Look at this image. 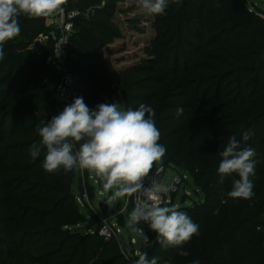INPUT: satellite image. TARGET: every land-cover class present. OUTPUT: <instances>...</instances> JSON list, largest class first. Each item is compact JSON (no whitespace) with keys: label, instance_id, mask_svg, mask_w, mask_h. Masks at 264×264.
<instances>
[{"label":"trees","instance_id":"1","mask_svg":"<svg viewBox=\"0 0 264 264\" xmlns=\"http://www.w3.org/2000/svg\"><path fill=\"white\" fill-rule=\"evenodd\" d=\"M66 1L68 8L89 11L74 22V57L68 61L80 75L84 102L95 109L101 101L122 98L126 110L152 107L159 143L166 148L161 163L187 172L203 194L194 202L183 196L178 206L199 225L198 234L182 245L189 255L162 247L145 226L148 258L158 257L157 264H264V20L249 12L253 2L169 0L164 15L148 16L155 33L144 56L111 68L106 55L124 51L116 43L126 36L124 23L144 31L139 15L128 17L142 8L126 0ZM46 18L21 15V32L4 44L0 60V107H21L0 118V264H13L10 257L24 254L30 264H133L134 248L130 253L118 240L105 241L98 226L91 229L99 217L93 209L91 216L81 211L72 190L76 170L45 171L43 147L35 160L30 155L42 140L38 129L59 115L53 44L39 48L34 42L49 31ZM23 119L25 124L16 123ZM231 137L257 154L250 199L227 196L238 174L219 182V152Z\"/></svg>","mask_w":264,"mask_h":264},{"label":"clouds","instance_id":"2","mask_svg":"<svg viewBox=\"0 0 264 264\" xmlns=\"http://www.w3.org/2000/svg\"><path fill=\"white\" fill-rule=\"evenodd\" d=\"M178 3L179 0H172ZM66 0H0V60L4 58V44L21 32L19 17L41 18L58 15L64 11ZM147 15H164L169 0H138ZM177 115L183 113L178 108ZM152 107L140 104L138 109L123 110L120 104L102 103L90 109L82 97L76 98L57 116L38 129L42 138L40 145L33 144L30 155L33 160L46 149L43 168L49 173L73 169L94 173L107 191L111 200L135 195L134 207L127 218V227L138 234L144 245L149 244L143 228L146 222L157 234L156 242L162 247L180 248L179 255L188 256L182 245L199 232V225L176 206L166 204L164 197L172 185L163 180H153L147 188L143 180L154 165L162 161L166 148L159 143L160 132L155 125ZM250 134L245 132L243 140ZM79 144V148L76 145ZM75 149V150H74ZM218 174L220 183L227 176L238 174L227 196L232 199H250L254 195L250 176L255 174L257 155L250 147H241L231 137L223 151ZM159 168H156L159 176ZM134 264H157L158 257L148 258L146 252L136 253ZM192 264H200L198 260Z\"/></svg>","mask_w":264,"mask_h":264},{"label":"rangeland","instance_id":"3","mask_svg":"<svg viewBox=\"0 0 264 264\" xmlns=\"http://www.w3.org/2000/svg\"><path fill=\"white\" fill-rule=\"evenodd\" d=\"M248 1L253 2L252 5H249L253 9V11L251 12V10H249V12L254 13L256 16L260 17V19L264 20V0H248ZM125 2L130 5L132 4V2L138 3V0H126ZM137 15L141 17L139 18V21L141 22L142 26H144L142 27L144 31L139 32L135 27H133L135 25H132L129 27L128 24L124 23V31L126 33V36L123 39L117 40L116 43L119 46L120 45L125 46V49L122 53L106 55L109 67L111 68L116 67V66L120 67L121 64L122 65L133 64L137 62L139 58L144 56L143 49L146 46V44L150 42L155 32L153 31V27L147 21L149 15H147L143 9L136 10L135 12L129 14L128 17L134 18V16H137ZM120 18L124 20V16H120ZM142 19H146L147 22L145 21L143 23ZM2 74L3 73L0 71V78ZM25 83L26 82L23 81L21 84H19L18 89ZM101 102L100 104L103 103ZM113 102L120 104L121 108L123 110H126L125 108L126 105L122 102V98L121 100L117 98H114L113 100L106 99L105 103L110 104ZM20 108L21 107L14 106V105L13 106L9 105L7 107L5 106L3 108L0 107V109H3V110H0V118L2 116H5L6 114L5 112L7 109L17 110ZM10 122H11V118H7V124H6L7 128L11 126ZM16 123L18 125H23L25 124V119L21 121H16ZM89 174L91 175L90 178H89L90 176ZM175 176L183 177V185H182V189L179 191V193L176 196V200L173 206H176V207L181 206V204L183 203V196L187 195L185 194L184 190H186L189 193L187 196L190 197L191 202H194L195 200L199 201L200 199H203V194L201 192L199 193L196 192V186L194 184V180L187 172L179 171L172 167L166 168V173L164 177L167 182L171 181ZM79 182L83 184L82 185L83 188H79V185H80ZM90 187H92L91 190H90ZM72 190L75 193L76 200L81 208V211L87 216H91L90 213L92 211V207L94 206L99 207V204L102 200H106L108 202L109 214L106 216L108 217V220L110 219L121 230V235L124 237L130 253L132 252L133 248L138 253V252H143V250L146 247L150 246L151 238L148 237L149 230L147 227H145L146 225H144L143 222H141L138 225V227L143 228L144 233L148 237V240H149L148 245H144L141 237L138 234L132 232L127 227L126 221H127L129 213L132 211L133 208H129L125 210V206H123V202H122L123 198H117L116 200H111L112 192L104 189L103 181H101L98 177H96L94 173H90L88 170H84V176H81L80 170H78V172L75 171V179H74V184L72 186ZM188 202L190 201H187V203ZM113 209L115 210L114 212H112ZM122 218L125 219L124 222ZM92 221L90 222V224H92L91 229L95 230V228H97L98 221H93V222ZM77 226H82L83 232H86L88 230L85 228V223H79ZM66 228H69V229L74 228V225L66 226ZM131 239H135V243H132ZM36 246H41V244L36 245ZM30 250L25 251L26 253L28 252L27 253L28 256L34 254V252ZM24 255L22 256V258L18 257L17 255H14L10 257L8 260H12L13 264H30L29 261L31 259H29V257L27 258L24 257ZM135 258H138V257H135ZM34 264H50V263H47L46 261H42V262L36 261L34 262Z\"/></svg>","mask_w":264,"mask_h":264},{"label":"built area","instance_id":"4","mask_svg":"<svg viewBox=\"0 0 264 264\" xmlns=\"http://www.w3.org/2000/svg\"><path fill=\"white\" fill-rule=\"evenodd\" d=\"M63 8L64 11L62 13L48 16L46 18L49 31L46 33H40L34 41L39 48H45L49 46L50 43L53 44L54 55L52 65L54 66L55 74L57 76V83L54 88L53 98L59 114L66 106L71 105L76 98H84V95L80 90V75L78 72L72 71L70 69L68 61L70 58L74 57V54L72 53V37L75 33L74 22L79 16L89 12L88 11L85 13L77 8H68L67 1L63 5ZM249 10H251V12L253 11L250 6ZM76 148H79V144L76 145ZM156 168H159L160 170L159 176L157 175ZM75 170L77 172L80 170L81 176H84V170L78 168ZM165 173V165H163L161 162H158L154 165L153 169L150 170L148 176L143 180L144 188L149 187L153 180H163V182L172 185V190L167 194L166 197H164L166 204H162V206L173 204L183 185V177L175 176L171 181L167 182L164 177ZM90 177L91 175L89 178ZM184 191L185 194H189L186 190ZM134 201L135 195L130 197L126 196L125 198L123 197L122 202L123 206H125V210L129 209L130 207L133 208ZM92 209L97 212L99 217L97 225L99 235L105 241L118 240L120 242L121 230L117 227V225L114 224L110 219L108 220V217L102 214L99 207L94 206ZM143 224L148 226L146 222H143ZM131 242L135 243V239H131ZM136 253L137 251L135 250L134 261L138 259L135 258L138 257Z\"/></svg>","mask_w":264,"mask_h":264},{"label":"water","instance_id":"5","mask_svg":"<svg viewBox=\"0 0 264 264\" xmlns=\"http://www.w3.org/2000/svg\"><path fill=\"white\" fill-rule=\"evenodd\" d=\"M99 208L102 212L103 215H108L109 214V211H108V202L106 200H102L99 204ZM115 210L113 209L112 212H114ZM120 242L122 244V247L124 250L127 249V244H126V241L124 239V237L121 235L120 236Z\"/></svg>","mask_w":264,"mask_h":264}]
</instances>
